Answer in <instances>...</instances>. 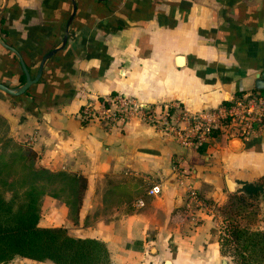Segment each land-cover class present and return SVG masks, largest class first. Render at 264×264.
<instances>
[{
	"label": "crops",
	"instance_id": "crops-1",
	"mask_svg": "<svg viewBox=\"0 0 264 264\" xmlns=\"http://www.w3.org/2000/svg\"><path fill=\"white\" fill-rule=\"evenodd\" d=\"M66 26L65 45L45 60L26 93L0 89L8 135L27 141L36 164L86 177L74 217L69 204L44 195L65 217L49 222L40 215L39 224L101 238L119 264H181L187 254L178 259L172 250L180 247L179 231L193 224L178 225L173 216L188 190L219 208L230 192L225 172L239 182L264 174V133L224 132V143L212 136L193 146L136 116L105 127L84 122L80 110L113 91L155 107L176 100L188 112L228 102L238 91L260 93L264 0H0V81L16 86L22 71L18 54L2 42L34 76ZM153 185L160 191L150 192ZM138 197L144 205L135 204ZM211 215L202 213L188 228L193 250L214 227ZM31 259L16 255L9 264Z\"/></svg>",
	"mask_w": 264,
	"mask_h": 264
},
{
	"label": "trees",
	"instance_id": "trees-1",
	"mask_svg": "<svg viewBox=\"0 0 264 264\" xmlns=\"http://www.w3.org/2000/svg\"><path fill=\"white\" fill-rule=\"evenodd\" d=\"M24 79L21 71L19 83ZM252 92L255 93L256 89ZM211 135L221 143L226 140L225 133L219 128L213 129ZM238 135L237 130H231L227 137ZM28 151L31 159L24 166L25 171H29L26 175H37L49 183L58 175L65 176L70 182H80L76 195L79 208L86 188V177L75 172L35 166L33 160L36 159V152L30 147ZM6 164L7 161L4 162ZM243 183L242 188L229 192L219 207L221 223L216 238L219 251L223 255H230L231 264H264V204L261 207L258 202V198L264 202V174ZM23 186L22 189L12 188L8 196L5 194L8 186H0V264H9L16 255L36 260L48 259L56 264H110V252L103 239L72 235L62 225L39 224L42 198L47 194L45 182L34 179ZM52 196L58 197L59 193ZM67 203L71 204L69 201ZM244 216L250 221L261 220L263 225L252 227L248 222L242 223Z\"/></svg>",
	"mask_w": 264,
	"mask_h": 264
},
{
	"label": "built area",
	"instance_id": "built-area-1",
	"mask_svg": "<svg viewBox=\"0 0 264 264\" xmlns=\"http://www.w3.org/2000/svg\"><path fill=\"white\" fill-rule=\"evenodd\" d=\"M153 124L158 129L171 131L180 142L193 146L201 145L212 137L213 129L219 128L227 135L237 130L238 136H251L264 133V90L260 93L243 92L234 95L227 103L188 112L176 100L163 103L157 107L139 102L133 96L122 93L109 94L97 100H88L80 110L82 120H98L105 127L131 117ZM180 161V160H179ZM177 165L183 171L181 162ZM160 186L153 185L150 192H159ZM135 204L144 205L141 197ZM216 206L196 188H190L180 209L173 216L174 222L182 225L191 222L193 225L202 220V213L213 214Z\"/></svg>",
	"mask_w": 264,
	"mask_h": 264
},
{
	"label": "rangeland",
	"instance_id": "rangeland-1",
	"mask_svg": "<svg viewBox=\"0 0 264 264\" xmlns=\"http://www.w3.org/2000/svg\"><path fill=\"white\" fill-rule=\"evenodd\" d=\"M8 129L9 124L7 121L0 115V186L1 185H7L8 189H6L5 194L8 196L10 194V191L12 188H18L22 189L24 184L30 183L32 180H36L37 182H45L46 183V191L47 195L50 200H52V194L59 193V200L60 202L67 203L69 201L71 212L74 217V213L78 209V203L79 198L76 197L77 190H78V183L77 182H70L65 176L58 175L50 180V183L48 180L44 178H38L37 175H26V172L28 169H24V166L29 162L31 159L29 156V144L27 141L22 140H16L13 139L8 135ZM7 161L8 164L4 165V162ZM34 164H36V159L33 160ZM26 162V163H24ZM35 166H38L37 164ZM25 172V174H24ZM257 200V199H256ZM52 202V201H51ZM50 201L47 202L45 200H42L41 203V215L42 218L49 222H59L62 221V218L65 217L64 213H61ZM258 202L261 207H263L264 202L261 200V198H258ZM68 204V203H67ZM55 211V212H54ZM259 217L261 216L258 215ZM210 219L214 223V227L210 229V231L205 235L203 239L200 240L198 243L196 250H193V248L190 245V242H192L191 235L192 233L188 230L193 229L195 225H189L186 226V230L183 232L182 230L179 231L180 233V239L178 238V242H180V247L178 249L172 250L179 259V256L181 254H187L186 257L183 258L181 264H203L200 260V256L204 257L205 263L204 264H222L221 260L223 257H226L230 262V255H223L219 252L216 253L214 256V252L210 251L212 249V243L214 241H217V235L219 232V225L221 223V215L220 210L218 207L215 208L214 213L210 216ZM241 222H248L252 227H261L263 225V221L261 220H254L250 221L248 217L244 216L241 219ZM51 225V224H50ZM179 237V235H178ZM217 248L219 245L216 243ZM192 250L195 252V256H193L191 253ZM210 252V253H209ZM199 256V257H196ZM32 262L30 264H56L52 262L51 260H36L31 259ZM169 260V259H168ZM113 261V262H112ZM117 258H112L110 264H119ZM165 264V262H164Z\"/></svg>",
	"mask_w": 264,
	"mask_h": 264
},
{
	"label": "water",
	"instance_id": "water-1",
	"mask_svg": "<svg viewBox=\"0 0 264 264\" xmlns=\"http://www.w3.org/2000/svg\"><path fill=\"white\" fill-rule=\"evenodd\" d=\"M76 10V3L73 1V9H72V13L70 14L68 21H67V26L68 24L72 21V18L74 16ZM66 26L65 30H64V35H63V39L62 42L60 44L59 47H54L52 49H50L49 51H47L41 58L40 63L38 65L37 71L34 74V76L31 75L25 61L23 60L22 56L19 54V52L12 46L2 42L5 46L9 47L11 50H13L14 52H16L18 54L19 60H20V64L22 67V71L25 75V79L22 83L16 85V86H8L7 84L3 83L0 81V89L8 94L11 95H18L23 93L32 83L36 82L42 73V69H43V65L45 60L50 57L54 52H56L59 48H62L67 40L68 37V27ZM257 76H259L263 81H264V72H260L257 74ZM258 88L260 89H264V83H260L258 85ZM225 180H226V185L229 189L230 192H235L238 189L242 188L244 183L243 182H239L237 180L232 179V176L228 173L225 172ZM168 259L165 260V262H167ZM222 264H229V261L226 257H223L221 260Z\"/></svg>",
	"mask_w": 264,
	"mask_h": 264
},
{
	"label": "bare ground",
	"instance_id": "bare-ground-1",
	"mask_svg": "<svg viewBox=\"0 0 264 264\" xmlns=\"http://www.w3.org/2000/svg\"><path fill=\"white\" fill-rule=\"evenodd\" d=\"M168 262V261H167Z\"/></svg>",
	"mask_w": 264,
	"mask_h": 264
}]
</instances>
